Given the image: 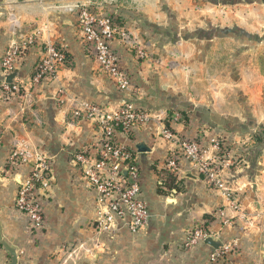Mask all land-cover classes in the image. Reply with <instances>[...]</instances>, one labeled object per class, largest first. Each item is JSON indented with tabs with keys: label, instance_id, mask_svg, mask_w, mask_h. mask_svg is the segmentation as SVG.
<instances>
[{
	"label": "crops",
	"instance_id": "obj_1",
	"mask_svg": "<svg viewBox=\"0 0 264 264\" xmlns=\"http://www.w3.org/2000/svg\"><path fill=\"white\" fill-rule=\"evenodd\" d=\"M216 1L0 0V85L4 52L27 37L36 39L17 66L19 95L0 93V241L16 248V264H210L214 249L204 242L192 250L181 246L186 230L199 225L229 250L217 264H264V141L253 138L264 129V76L256 64L264 52V0ZM79 3L120 23L123 36L112 49L129 75L127 91L116 89L85 52L73 9ZM231 28L253 45L238 49ZM47 44L63 49L69 63L56 80L30 87ZM220 45L230 47L221 55L223 80L209 87L197 71H212L208 66ZM137 49L146 57L139 58ZM82 103L108 111L128 104L155 118L117 136L140 165L150 220L138 232L121 226L98 230L94 223L97 192L82 178L75 155L94 146L99 132L96 125L71 118ZM162 125L186 139H201L205 158L215 154L211 139L233 151L236 162L223 174L236 208L181 154L180 173L165 171L166 156L178 149L158 136ZM139 143L150 152L138 153ZM13 153L22 155L24 164L10 167ZM38 156L51 162L52 185L43 206L44 229L35 233L15 200ZM171 180L173 188L167 189ZM0 264H11L1 245Z\"/></svg>",
	"mask_w": 264,
	"mask_h": 264
},
{
	"label": "built area",
	"instance_id": "obj_2",
	"mask_svg": "<svg viewBox=\"0 0 264 264\" xmlns=\"http://www.w3.org/2000/svg\"><path fill=\"white\" fill-rule=\"evenodd\" d=\"M77 25L81 32V40L85 52L93 58L101 74L121 92L131 87L128 73L120 66V58L112 49L118 36H123L122 28L109 15L97 14L87 4H77ZM35 37H27L11 45L1 59L4 80L15 74L17 66L22 62L28 50L36 43ZM65 51L57 45L47 44L42 57L35 63L30 78V87L42 81H54L58 72L67 66ZM137 56L145 58L143 50L137 49ZM2 81L0 93L4 97L19 95L20 85L15 82L6 84ZM76 121H86L96 125L99 132L97 143L89 148H82L75 155L81 176L93 190L97 192V210L94 223L98 230H109L121 226L135 233L147 226L150 211L142 196L140 187V165L137 156L117 136L129 135L137 126L147 125L151 113L147 110L135 109L124 104L115 111L88 103L79 104L71 113ZM159 121V117H156ZM158 136L166 143L175 145L178 152L169 151L164 161V169L176 175L180 173L179 154L189 161V165L198 176L235 207L234 191L224 177V170L229 167L234 157L220 140L211 139L209 144L215 154L205 158L202 140L186 139L175 133L170 127L162 125ZM179 153V154H178ZM25 159L13 153L8 161L10 167L16 168L24 164ZM52 185L51 162L43 156L35 157L30 173L21 180L15 200V208L24 215L30 229L40 233L44 229L45 216L43 206L47 203ZM215 237L206 226L199 225L186 230L181 246L192 250L207 238ZM229 252L221 245L212 250L208 257L210 264L222 261Z\"/></svg>",
	"mask_w": 264,
	"mask_h": 264
},
{
	"label": "rangeland",
	"instance_id": "obj_3",
	"mask_svg": "<svg viewBox=\"0 0 264 264\" xmlns=\"http://www.w3.org/2000/svg\"><path fill=\"white\" fill-rule=\"evenodd\" d=\"M231 30L234 31L236 34L230 35V37L239 39L238 41L237 40L235 41L236 45H237L236 47H238V49L242 48L241 49L242 52H245V48L248 47L249 45H253V43L250 40H245L247 38H245L244 35H240L238 29L231 28ZM213 33H214L213 36H215L218 34V31L213 32ZM262 39H264V35H262ZM228 48H230V47H228V46L224 47L223 45L216 47L215 53H217V54L214 55V62H212L210 64V66H208V68L212 71H208V69H202V68L199 69L202 72L199 70L197 71L198 77L201 79V81H203L205 83V85H208L210 87V85H212L213 80H216V81L223 80L222 77L220 76L221 73H219V72H220V69L222 68V64H224L225 58H223L224 56H221V55L227 54ZM256 64L260 68V72L264 76V52H261L258 54ZM263 102H264V95H263ZM253 137H256L255 139H260V141H262V140L264 141V129L261 130L260 132H257L256 134H254ZM218 140H220V139L218 138ZM248 146L249 145L247 143L243 144V148L247 149ZM225 147L227 149H229L228 146L225 145ZM232 154H233V151H232ZM238 154H242V153L239 152ZM235 156L238 157L237 155H235ZM238 159H239V157H238ZM233 162L235 164L236 160L234 159ZM233 162H232V164H233ZM241 164H242V162H241Z\"/></svg>",
	"mask_w": 264,
	"mask_h": 264
},
{
	"label": "water",
	"instance_id": "obj_4",
	"mask_svg": "<svg viewBox=\"0 0 264 264\" xmlns=\"http://www.w3.org/2000/svg\"><path fill=\"white\" fill-rule=\"evenodd\" d=\"M15 77H16V74L9 75L6 78L5 83L10 85L12 83V79H14ZM136 149L138 153H149L150 152V148L147 147L144 143L137 144ZM204 243L213 249H218L221 246V243L218 240L213 239V238L205 239ZM0 245L2 246L3 250L8 254L11 264H16V260H17L16 248L13 246H8L2 241H0Z\"/></svg>",
	"mask_w": 264,
	"mask_h": 264
},
{
	"label": "trees",
	"instance_id": "obj_5",
	"mask_svg": "<svg viewBox=\"0 0 264 264\" xmlns=\"http://www.w3.org/2000/svg\"><path fill=\"white\" fill-rule=\"evenodd\" d=\"M213 1H215V2H217L216 0H213ZM221 1V3H223V2H225L226 4H232L233 3V1L234 0H220ZM223 1V2H222ZM224 4V3H223ZM115 21H116V23H117V20L115 19ZM118 24V23H117ZM119 25H120V23H119ZM65 55H66V58L68 59V63H69V56L65 53ZM68 63H67V65H68ZM184 116V115H183ZM182 119H184V120H186L185 118H182ZM253 138H256V137H253ZM256 141H258V142H260V139H256ZM173 180H171L170 181V183H168V184H166L165 186H166V188L167 189H171V188H173ZM159 193L161 194V195H163L164 194V191H159Z\"/></svg>",
	"mask_w": 264,
	"mask_h": 264
}]
</instances>
